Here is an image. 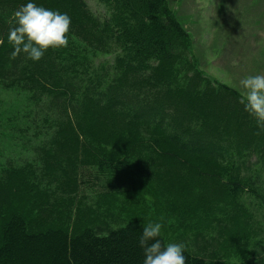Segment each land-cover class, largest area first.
<instances>
[{
	"label": "trees",
	"instance_id": "trees-1",
	"mask_svg": "<svg viewBox=\"0 0 264 264\" xmlns=\"http://www.w3.org/2000/svg\"><path fill=\"white\" fill-rule=\"evenodd\" d=\"M94 1L101 13L90 10L84 0H34L67 13L71 23L67 46L48 49L31 61L24 53L10 58L7 40L12 13L26 0H0V78L34 94L40 103L37 112H44L41 121L51 130L43 142L47 159L57 162L61 157L69 163L67 169L50 170L49 185L57 181V191L72 193L75 164L99 166L100 154L106 155L101 148L112 147L125 157L138 151L176 165L188 189L197 192L213 186L223 197L204 199L212 212L225 213L247 188H263L264 128L243 110L237 91L202 76L190 36L166 0ZM3 172L0 264H142L137 241L144 224L138 219L101 232L88 223L92 216L79 214L85 208L78 203L83 211L74 216L72 231L63 224L48 225L57 220L55 215L62 221L69 218L72 200L60 202L64 212L41 210L46 200L32 194L37 187L19 170ZM19 180L25 181L20 187L27 199L18 207L13 201L15 206L10 207ZM235 216L237 225L247 223L238 214L225 219L213 216L193 230L194 243L182 252L184 264H229L203 254L210 244L224 245L231 239L220 237L219 229L230 230L228 222ZM31 219L41 226L32 225ZM207 234L208 242L199 238ZM159 239L166 245L162 234ZM249 264H264V257Z\"/></svg>",
	"mask_w": 264,
	"mask_h": 264
},
{
	"label": "rangeland",
	"instance_id": "rangeland-1",
	"mask_svg": "<svg viewBox=\"0 0 264 264\" xmlns=\"http://www.w3.org/2000/svg\"><path fill=\"white\" fill-rule=\"evenodd\" d=\"M84 1L93 12H102L94 0ZM166 7L189 34L199 72L216 86L233 89L242 96L241 78L257 73L264 75V0H166ZM74 42L80 48L81 43ZM10 82V79L0 78V182L4 179L3 171L19 170L37 187L32 194L39 200L44 196L46 203L41 205V210L48 208L45 211L64 212L65 204L60 202L67 204L71 199L67 208L69 218L64 222L61 215H55L57 220L48 225L63 224L67 231H72L74 216L80 208H85L84 212L94 213L79 214L92 216L93 219H87L88 223H93L101 232L120 227L133 218L144 225L159 220L166 245L185 240L184 246L190 248L194 243L193 230L211 217L225 219L238 214L247 223L237 225L236 216L233 217L228 222L230 230L219 229L220 237L231 236V239L225 240L224 245H217L216 238L218 242L210 244L203 255L208 259L220 258L229 264H249L263 259L264 211H260L264 210V181L263 188L250 187L241 192L235 205L234 202L227 205L225 213L212 212L204 199L223 197L213 186L196 192L188 189L180 169L161 157L138 151L125 157L117 148L102 147L101 152L106 155L100 154L101 164L76 163L70 175V179L76 181L75 190L60 193L56 190L57 181L48 183L50 170L67 169L69 163L61 157L57 162L47 159V146L43 142L51 130L41 121L44 112H37L40 103L27 87ZM59 175L57 171V177ZM23 184L25 181L19 180L18 186H14L18 195L12 198L10 207L15 206L13 201L18 207L27 199L28 193L20 187ZM54 203L58 204L57 208ZM78 203L83 204L79 209ZM202 213L207 214V218ZM30 223L41 226L34 220ZM199 238L205 242L209 240V236Z\"/></svg>",
	"mask_w": 264,
	"mask_h": 264
},
{
	"label": "clouds",
	"instance_id": "clouds-1",
	"mask_svg": "<svg viewBox=\"0 0 264 264\" xmlns=\"http://www.w3.org/2000/svg\"><path fill=\"white\" fill-rule=\"evenodd\" d=\"M70 23L67 13L26 0L12 13L7 36L12 48L10 58L24 53L26 60L37 61L46 50L67 46ZM239 87L243 90L239 100L243 110L255 120L257 127L264 128V75H246L240 79ZM161 228L159 220L142 227L137 241L143 253L142 264H184V244L162 245Z\"/></svg>",
	"mask_w": 264,
	"mask_h": 264
}]
</instances>
